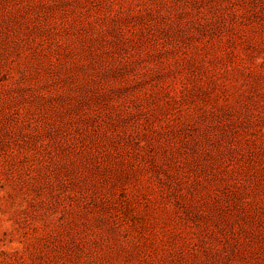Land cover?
<instances>
[{
    "label": "rangeland",
    "instance_id": "1",
    "mask_svg": "<svg viewBox=\"0 0 264 264\" xmlns=\"http://www.w3.org/2000/svg\"><path fill=\"white\" fill-rule=\"evenodd\" d=\"M0 264H264V0H0Z\"/></svg>",
    "mask_w": 264,
    "mask_h": 264
}]
</instances>
